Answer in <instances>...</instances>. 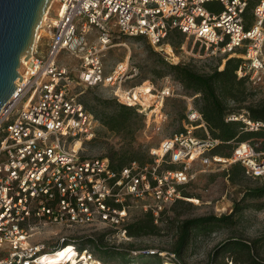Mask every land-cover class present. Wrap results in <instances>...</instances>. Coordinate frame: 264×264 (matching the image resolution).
<instances>
[{
    "label": "built area",
    "instance_id": "2783aa9c",
    "mask_svg": "<svg viewBox=\"0 0 264 264\" xmlns=\"http://www.w3.org/2000/svg\"><path fill=\"white\" fill-rule=\"evenodd\" d=\"M52 3L55 15L45 14L40 26L48 28L46 51L40 54L36 39L32 55L20 72L21 79L15 81L14 93L0 109V264H44L42 247L29 242L37 222L85 226L106 221L118 226L126 217L122 205L126 196L149 195L153 203L142 206L152 210L157 221L167 205L181 198L179 188L192 177L188 167L195 158L203 164L212 160L240 162L250 176L264 175V152L248 142L238 143L230 157H206L204 152L218 140L192 134L198 127L205 129L193 105L186 113L187 129L152 149L151 162L132 161L117 171L110 167L107 157H82L80 145L94 136L97 119L71 90L78 85L114 86L112 92L119 103L148 118L163 120V100L170 88H122L126 79L138 73L137 67L127 58L106 71L103 56L112 46L114 32L142 36L156 47L175 29L187 39L192 37L203 56L222 63L232 56L242 58L237 75L259 85L264 74V0H257L250 13L249 0ZM64 51L78 59V64L60 63L58 57ZM227 120H242L249 130L262 125L241 114L230 115ZM165 162L184 165L163 169ZM119 232L125 234L126 230ZM75 250L59 263L98 262L90 249Z\"/></svg>",
    "mask_w": 264,
    "mask_h": 264
},
{
    "label": "rangeland",
    "instance_id": "374dc122",
    "mask_svg": "<svg viewBox=\"0 0 264 264\" xmlns=\"http://www.w3.org/2000/svg\"><path fill=\"white\" fill-rule=\"evenodd\" d=\"M47 7L44 14L55 15L53 12L55 3L50 0ZM47 30V27H41L38 31L40 37L37 38V45L43 52L46 51L48 41ZM182 40L181 45L177 47L171 46L167 40L161 46L154 47L142 36H126L114 32L112 46L103 56L106 71L128 58V61L137 67L138 73L126 79L122 83V88L134 85L147 88L152 85L155 91L170 88L169 96L163 100L162 113L165 118L157 121L154 116L148 118L136 109L138 115L131 120L130 127L112 131L102 123L100 117L114 108V102L117 101L112 92L114 86H75L71 90L77 94V99L87 110L99 117L96 118L94 136L82 141L80 145V156L107 157L114 163H118L123 156L127 162L131 160L149 162L151 150L158 148L163 139L187 129L186 113L190 106L195 105L197 95H193L175 80L161 60L168 64L191 63L199 71H209L218 63V58L203 56L202 50L192 37L187 39L183 36ZM198 51H200L199 54H197ZM262 55L264 57V43ZM58 61L70 66L78 64V59L72 58L65 51L59 54ZM262 78L261 84H252L257 87L258 96L264 95V74ZM149 111H147L148 114H150ZM192 134L198 138L203 137L204 134L208 136L207 130L202 127L193 129ZM223 150L228 151V148ZM204 155L208 158L213 156L225 158L224 155L212 154L211 149L206 150ZM260 159H263L262 155ZM172 165L171 168L176 169L181 168L184 163L165 162L162 168L168 169ZM229 166L228 162L213 160L203 164L200 158L189 162L188 173L192 177L186 184L180 186L179 191L191 197L184 198V202L165 207L158 220L154 221L160 228L156 235L129 237L127 233L119 232L127 224L145 216L144 213L148 210L142 206L144 203H153L149 195L145 198L126 196L122 201V205L126 207V217L118 226H112L106 221H96L85 226L37 222L32 227L29 242L42 247L41 252L44 254L42 260L56 249L65 247L74 249L77 246L93 250L98 256L96 243H99L130 250L128 258H134V263L152 262L155 259H151V254L156 249L163 248L165 251L158 253L160 264H180L168 254V251L177 239L182 220L206 215H227L232 213L234 207L240 203L245 207L236 212L232 223L221 222L209 233L192 238L183 253L184 264L206 263L210 252L231 236H239L247 240L258 238L264 250V197L254 199L245 193L247 188L264 186V175L259 178L244 177L238 183H233L226 175ZM59 262L61 261L50 264Z\"/></svg>",
    "mask_w": 264,
    "mask_h": 264
},
{
    "label": "trees",
    "instance_id": "16d2710c",
    "mask_svg": "<svg viewBox=\"0 0 264 264\" xmlns=\"http://www.w3.org/2000/svg\"><path fill=\"white\" fill-rule=\"evenodd\" d=\"M256 2L257 0H249L247 10L249 13ZM183 36L184 34L175 29L170 31L166 40L171 46L177 47L181 45ZM242 62V58L232 56L223 63L218 60V63L209 71H199L191 63L168 64L163 59L161 60L162 64H166L169 73L175 80L186 90L191 91L193 95H197L194 106L202 116L208 136L213 140H218V143L211 148L212 154L230 157L234 147L240 142H248L257 151L264 152V95L258 96L257 87L252 85L247 76L239 77L237 75V70ZM93 114L95 118H99L95 113ZM238 114L252 122H260L262 125L257 130H249L242 120H227L228 116ZM137 115L134 107L116 101L114 108L105 112L100 119L108 129L120 131L130 127L131 120ZM224 148H228V151H224ZM125 159L123 156L118 163L109 159L110 167L118 171L132 161H137L127 162ZM151 161L150 159L149 162ZM140 163L146 162L141 161ZM171 167L173 165L168 169H175ZM226 175L233 183H238L244 177L259 178L247 174L245 167L240 162L230 164L226 170ZM245 193L254 199H259L264 197V186L247 188ZM187 197L191 196L183 192L181 198L175 200L173 204L184 202L183 199ZM244 207L239 203L234 207L233 212L227 215L185 218L181 222L177 239L168 254L172 255L180 264H184L183 253L193 237L209 233L221 222L232 223L236 212ZM163 212L164 210L160 212L159 217ZM144 215L143 218L124 226L127 236L141 237L159 233L160 228L154 222L152 210L146 211ZM262 246L263 244L258 238L247 240L239 236H231L210 252L208 261L204 264H228L229 262L232 264H264ZM77 248L82 250L86 247L77 246ZM96 250L98 256L93 250L91 251L102 264H132L135 261L134 258H128L130 250H122L99 243H96ZM162 251L165 250L163 248L156 249L151 256L149 255L151 259H155L152 262L140 261L137 263L160 264L158 253Z\"/></svg>",
    "mask_w": 264,
    "mask_h": 264
},
{
    "label": "water",
    "instance_id": "95a60500",
    "mask_svg": "<svg viewBox=\"0 0 264 264\" xmlns=\"http://www.w3.org/2000/svg\"><path fill=\"white\" fill-rule=\"evenodd\" d=\"M50 0H0V109L16 89Z\"/></svg>",
    "mask_w": 264,
    "mask_h": 264
},
{
    "label": "bare ground",
    "instance_id": "6f19581e",
    "mask_svg": "<svg viewBox=\"0 0 264 264\" xmlns=\"http://www.w3.org/2000/svg\"><path fill=\"white\" fill-rule=\"evenodd\" d=\"M22 61H23L22 63H23V66H24V63H25V61L27 62V59L23 58ZM143 87L145 89H147V87H145V86H143ZM77 144H79V143H77ZM73 252H76V250H73L71 247L59 248V249H56L54 252L50 253L49 255H46V259L47 260L45 259V260H42V261L44 262V264H50L52 262L63 261L64 258H69L73 254ZM43 257H44V254H43L42 258ZM97 261L98 262L96 264H102L100 262V260H97ZM133 264H141V263H133Z\"/></svg>",
    "mask_w": 264,
    "mask_h": 264
},
{
    "label": "crops",
    "instance_id": "0c3cea01",
    "mask_svg": "<svg viewBox=\"0 0 264 264\" xmlns=\"http://www.w3.org/2000/svg\"><path fill=\"white\" fill-rule=\"evenodd\" d=\"M39 51H40V54H41V53H44L43 51H41V47H40V50H39ZM71 66H72V65H71Z\"/></svg>",
    "mask_w": 264,
    "mask_h": 264
}]
</instances>
